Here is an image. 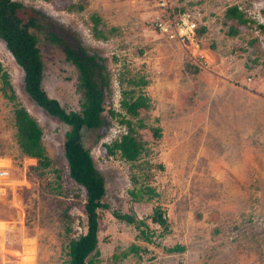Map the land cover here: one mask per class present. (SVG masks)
I'll return each instance as SVG.
<instances>
[{
    "label": "rangeland",
    "instance_id": "rangeland-1",
    "mask_svg": "<svg viewBox=\"0 0 264 264\" xmlns=\"http://www.w3.org/2000/svg\"><path fill=\"white\" fill-rule=\"evenodd\" d=\"M18 1L41 10L104 58L106 109L124 114L144 143L135 162L105 157L104 142L128 128L119 124L120 115L107 112L98 141L97 132H84L106 190L96 264H264V29L257 27L264 25V0H171L199 10L207 27L199 37L200 55L157 33L147 22L153 11L144 0H85L82 11L70 7L74 0ZM232 4L256 21L253 35L225 33L220 20ZM93 12L101 19L100 34L91 29ZM38 36L43 88L66 110H78L75 67L58 46ZM253 37L258 43L248 42ZM0 62L18 101L41 126L51 159L43 169L22 154L12 103L0 91V225H9L0 231V264H68V239L85 231L77 208L85 189L70 177L64 156L69 127L27 94L23 71L1 40ZM188 63L200 69L193 72ZM139 77L148 81L142 92L150 107L131 116L120 101L123 91L138 89L129 80ZM153 127L160 128L159 138ZM145 187L154 194L130 193ZM156 207L166 227L151 221ZM114 213L132 215L139 226ZM176 244L184 250L168 252ZM30 256L32 262L22 261Z\"/></svg>",
    "mask_w": 264,
    "mask_h": 264
},
{
    "label": "trees",
    "instance_id": "trees-1",
    "mask_svg": "<svg viewBox=\"0 0 264 264\" xmlns=\"http://www.w3.org/2000/svg\"><path fill=\"white\" fill-rule=\"evenodd\" d=\"M70 7L82 11L86 8V2L85 0H74ZM183 8L184 6L180 3L176 7V11L183 10ZM89 18L92 22L91 29L100 34L101 31L98 27L101 19L99 15L93 12ZM220 21L223 28H226L224 29L225 33L229 36H237L242 31L253 35V25L256 22L238 4L229 5L224 10ZM242 27L245 30H242ZM257 27L261 30L264 29V25L261 23H258ZM206 31L207 27L199 25L197 37L203 36ZM38 35H41L45 41L58 46L65 60L75 67L77 88L81 93L78 110H66L56 98L49 96L43 88V62ZM0 40L22 69L24 89L27 94L48 114L69 127L64 133V156L70 177L85 189V198L77 207L80 216L84 218L85 231L68 239L65 254L68 264H96L100 209L107 208V204L103 201L106 190L104 177L95 167L90 148L83 142L84 132H97L95 141H98L103 135L99 131L106 125L105 113L107 112L110 116L120 115L119 122L128 126L126 133L122 134L119 139L104 144L107 156H118L125 161L135 162L144 151V143L138 137L137 132L129 127L130 120L124 114L121 116L112 108L106 109L110 83L104 58L95 52H89L75 33L48 19L41 10L27 6L21 1L0 0ZM248 42L258 43V38L253 37ZM187 68L193 72L200 69L193 63H188ZM129 82L131 85L138 86V89L132 88L123 91L120 106L125 114L136 116L139 109L150 107V97L142 92V87L147 85L148 81L139 77V79H131ZM0 91L3 97L12 103L13 126L20 151L24 156L36 159L37 167L47 168L51 165V159L42 141L43 130L36 118L18 101L9 75L1 62ZM151 130L153 137L161 136L159 127H153ZM144 191L150 196L154 194L150 187L138 188L130 193L137 196ZM61 214L67 219L69 218L66 210L62 209ZM114 215L129 223H136V227L139 226V222L135 221L132 215L126 213L120 215L114 213ZM150 218L152 222L167 226L163 210L160 207L154 209ZM167 250L168 252H181L184 250V246L176 244Z\"/></svg>",
    "mask_w": 264,
    "mask_h": 264
},
{
    "label": "built area",
    "instance_id": "built-area-1",
    "mask_svg": "<svg viewBox=\"0 0 264 264\" xmlns=\"http://www.w3.org/2000/svg\"><path fill=\"white\" fill-rule=\"evenodd\" d=\"M144 2L148 3V8L153 11L151 15H147V22L157 33L167 39L178 41L195 51L193 53L200 55L197 28L201 25V17H199L198 9L184 6L183 10L176 11L178 5L172 3L171 0H144ZM247 15L249 16L248 13ZM119 124L122 125L120 122ZM115 139L117 138L107 139L106 143ZM105 157L111 158L107 154Z\"/></svg>",
    "mask_w": 264,
    "mask_h": 264
},
{
    "label": "bare ground",
    "instance_id": "bare-ground-1",
    "mask_svg": "<svg viewBox=\"0 0 264 264\" xmlns=\"http://www.w3.org/2000/svg\"><path fill=\"white\" fill-rule=\"evenodd\" d=\"M5 162V161H4ZM3 166V165H2ZM7 226L9 227V225H7V222H1V225H0V231L4 230L5 228H7ZM33 250V249H32ZM31 254V253H30ZM33 260V257L30 256V257H25L22 259V261L24 262H32Z\"/></svg>",
    "mask_w": 264,
    "mask_h": 264
}]
</instances>
